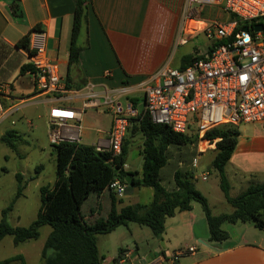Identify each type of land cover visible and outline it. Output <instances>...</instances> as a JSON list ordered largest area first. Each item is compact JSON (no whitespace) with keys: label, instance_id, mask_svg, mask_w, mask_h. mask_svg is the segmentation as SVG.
<instances>
[{"label":"crops","instance_id":"obj_1","mask_svg":"<svg viewBox=\"0 0 264 264\" xmlns=\"http://www.w3.org/2000/svg\"><path fill=\"white\" fill-rule=\"evenodd\" d=\"M9 2L10 0H0V82L9 84L10 93L16 99L37 97L40 103L45 104L43 115L46 118L49 107H79L86 94L85 86L88 83L99 99L103 92L110 95L115 102L119 103L122 112L127 105L133 106L138 111L142 110L143 87L149 81L148 76L164 62L181 68V56L189 53L181 54L179 59L175 60L173 45L176 41L185 42L187 36L195 33V31L179 28L184 0H84L86 18L76 38V42L81 45L78 62L68 65L67 52L74 1L15 0L20 15H13L10 12ZM34 26L38 29L31 30L30 33L40 29L45 33V53L48 59L56 64L64 86L61 91L36 92L33 67L31 70L19 72V66L22 63H30L29 54L26 50L16 47L14 42ZM29 42L30 38L28 46ZM209 44L203 52H194L190 55L204 56ZM15 72L30 73L33 86L30 94H23L21 89L16 91L13 84L9 82L10 76ZM96 107L104 108L107 124L103 128L96 129L105 134V139L99 141L100 138L97 137L91 145L98 144L103 147L107 142V131L113 112L109 106L101 102ZM244 123H252L253 135L243 136L237 128L239 133L235 146L224 164V172L227 164L231 168L249 172L254 170L256 161L263 159L264 162V137L261 123ZM235 125L237 127V124ZM6 131L14 132L11 128ZM74 132V130L71 131V133ZM178 146L180 144L173 143L166 146V160L158 169L160 183L168 191L176 188L172 177L175 169L192 173L191 168L190 170L184 168L181 162L184 151L177 149ZM189 146L191 149L187 150L188 153L195 151L197 156L205 151L200 149V143L198 145L196 141L190 142ZM140 148L141 145H138L139 154ZM208 148L213 151V157V146ZM189 165L193 167L195 162ZM123 168L135 170L136 177L140 175V169H132L125 165V158ZM202 175L203 173L201 178ZM204 178L205 176L202 179ZM104 184L95 190L94 196L97 201L101 197L108 199L106 195L108 191ZM151 194L150 186H125L124 192L119 196L116 195V208L127 203H147ZM141 195H144V200L137 201V197ZM122 197L128 201L118 205ZM196 204L191 201L189 209L176 210L172 215L166 216L163 232L155 237L156 242L146 252L138 253L136 242L133 247H127V244L122 247L118 244L117 248L115 247L117 249L115 254L111 253L108 256L100 254L99 264L150 262L154 264H264V229L257 228L247 221H224L227 225L222 226L223 223H221L220 226L226 231V237L218 241L209 240L203 211L200 205ZM196 223L199 227L197 231L194 230ZM176 235H178L177 240L170 244L172 237ZM166 245L173 248L193 245L194 250L171 259L169 258L171 254L164 249Z\"/></svg>","mask_w":264,"mask_h":264},{"label":"trees","instance_id":"obj_2","mask_svg":"<svg viewBox=\"0 0 264 264\" xmlns=\"http://www.w3.org/2000/svg\"><path fill=\"white\" fill-rule=\"evenodd\" d=\"M74 9L69 33L67 64L78 62V52L81 45L76 42L80 27L86 18V4L84 0H73ZM10 12L13 15H20L15 0L8 3ZM231 17V15H229ZM38 29L32 27L22 34L14 45L31 53L28 46L29 33ZM86 44V42H85ZM209 50V47H208ZM207 50V52H208ZM202 54H185L180 58V67ZM31 70L30 63H22L19 72ZM131 134L138 131L142 136L140 155L142 158L140 175L134 176L135 170L130 171L123 168L126 145L128 140H122L119 153L112 155L105 149H96L94 145L64 139L56 144H52L55 152L62 156L63 166L56 171L60 180L66 185L68 207L63 214H50L42 210L50 200V195H46V187L41 186L40 205L35 217L26 226L12 225L5 219L6 212L11 208L12 201L0 210V239L2 236L11 235L14 243L35 238L38 235V227L48 224L50 230L46 234L40 248L42 264H99L101 256L96 246L95 235L97 233L108 232L115 226L134 221L150 228L153 235H160L164 229V218L172 215L176 210L189 209L191 201H197L203 211L208 239L218 241L226 237L227 233L220 227L223 221H247L257 228L264 229V182L248 184L245 189L236 196L228 194V181L224 173V164L228 160L236 143L238 130L235 124H221L211 127L203 132L202 138L213 142L214 155L211 165L217 170L219 175V186L227 202L232 206V210L227 213L217 215L210 214L206 199L203 194L194 187L193 174L189 171L175 169L173 180L176 185L174 190H166L160 183L158 169L166 160L165 150L169 143L184 144L191 142L192 137L186 132H176L169 126L162 123L152 122L148 115L140 112L135 118H130ZM10 134L11 131H6ZM5 134V135H6ZM67 172V173H65ZM72 174L77 178V186L72 185ZM129 174V184L124 181V175ZM17 188L15 196L21 192L20 173H16ZM112 178H118L130 186H150L152 189L151 198L147 203H127L116 208V195L108 186ZM105 180V184L101 183ZM104 184L108 191V210L104 216L97 217V207L90 208L96 214L93 222L85 221L84 215L80 211L82 201L89 194L91 189H97ZM55 187L49 189L54 192ZM52 196L54 194L52 193ZM104 198V197H103ZM13 200V199H12ZM18 259L20 264H25L22 255L15 254L0 259V264H11Z\"/></svg>","mask_w":264,"mask_h":264},{"label":"built area","instance_id":"obj_3","mask_svg":"<svg viewBox=\"0 0 264 264\" xmlns=\"http://www.w3.org/2000/svg\"><path fill=\"white\" fill-rule=\"evenodd\" d=\"M191 3L220 4L231 17L225 21L209 20L207 24L193 14L200 9L192 10ZM257 24L261 26L255 28ZM179 28L201 30L210 39L208 52L181 68L162 63L148 76L140 111L127 105L122 112L119 103L110 95L103 92L99 99L88 83L79 107H49L48 142L56 144L64 139L79 142L82 112L87 107L98 106L100 102L110 107L113 116L105 146L97 144L95 148L105 149L112 155L120 151L129 118L140 112L146 113L152 122L166 124L176 132H186L192 124L203 140L201 133L211 127L241 122L261 123L264 137V0H184ZM29 38V62L34 69L35 91H61L64 86L56 64L45 53L44 31L29 33ZM25 100L13 97L9 84L0 82V120ZM72 129L74 133H71ZM108 186L119 196L126 183L112 178ZM193 250V245H187L170 256L176 259Z\"/></svg>","mask_w":264,"mask_h":264},{"label":"rangeland","instance_id":"obj_4","mask_svg":"<svg viewBox=\"0 0 264 264\" xmlns=\"http://www.w3.org/2000/svg\"><path fill=\"white\" fill-rule=\"evenodd\" d=\"M190 7L193 8L192 10L199 8V12L195 13L193 11V14L204 19L208 22L207 24H209V20L225 21L229 18V15L222 10L220 4L191 3ZM209 43L210 39H207L201 30H197L192 35L187 36L185 42L176 41L174 43L175 60H178L181 54L203 52ZM9 82L13 84L16 91L21 89L23 94H30L33 90L31 75L28 72H15L10 76ZM24 99L26 100L19 104L12 111V114L0 120V210L12 201L11 208L5 214V219L12 225L21 226H26L34 219L40 205L41 186L46 187L45 193L46 195L48 193L51 197L48 204L43 206V211L50 214H63L68 207L67 185L63 180H60L56 173L63 166L62 156L55 152L53 145L48 142L46 136L49 123L46 116L43 115L45 104L40 103L37 97H26ZM81 124L82 128L79 132L81 143L93 144L97 137L100 138L99 141L105 139V134L96 130L97 128L105 127L107 124V114L104 108H85L82 112ZM132 124L133 122L129 120L124 134V139L128 140L125 152V165L132 169H140L141 155L137 151V146L141 145L142 136L138 131L130 136ZM8 128L13 129L14 132L12 133L11 131L9 135L6 134L5 130ZM237 128L243 136L251 137L253 135L252 123L241 122L237 124ZM186 134L192 137V141H196L198 145L200 143V149H205L202 154L197 156L195 151L188 153L187 150L191 149L189 148L190 142L180 144L179 148H177L184 151L183 155L180 154L182 155L181 162L185 166L184 168H189V170L191 168L194 187L204 195L210 214L217 215L230 212L232 206L226 201L219 186L218 172L210 163L213 151L208 147H212L213 142L200 139L192 124ZM131 138L132 140L130 141ZM192 162H195V165L190 167L189 164ZM16 173H20V184L22 185L21 192L17 196H15L18 183ZM201 173L205 176L204 179L200 177ZM224 173L229 185L228 194L236 196L248 184L264 182V162L263 159H259L255 162L254 170L249 172H242L240 169L231 168L227 164L225 165ZM71 177H75V175L72 174ZM71 181L73 186H77L76 177L72 178ZM104 182L105 180H102L101 183ZM53 187H55L54 192H49V189ZM52 193L54 196H52ZM94 194L95 189L93 188L80 206V211L87 222H93L95 218L104 216L108 210L109 203L103 197L99 201L95 200ZM114 196L116 197V195ZM136 200L142 202L144 195L137 197ZM127 201L125 197H122V201L118 205ZM98 202L100 208L96 212V217V214H92L90 208L94 209L97 207ZM194 202L197 203L196 205H200L197 201ZM222 223V226L227 225V222L223 221ZM198 229L199 227L196 223L194 230L197 231ZM49 230L50 226L48 224H42L38 227L37 237L17 243L12 241L9 234L2 236L0 239V259L20 254L25 264H42L40 248ZM155 237L156 235H153L148 226L134 221H128L126 224L115 226L108 232L95 235L99 254L106 256L111 253L115 254L118 244L122 247L125 244H127V247H133L134 242H136L138 247V253H144L149 248H152L156 242ZM177 238L178 235L172 237L170 244H173ZM156 239L159 241V237ZM178 248L166 245L164 249L171 254ZM11 264H20V262L16 259Z\"/></svg>","mask_w":264,"mask_h":264},{"label":"water","instance_id":"obj_5","mask_svg":"<svg viewBox=\"0 0 264 264\" xmlns=\"http://www.w3.org/2000/svg\"><path fill=\"white\" fill-rule=\"evenodd\" d=\"M260 26H261L260 24H257L255 26V28H259ZM243 28H245V27H243ZM129 180H130V175L129 174H125L124 175V181L129 184L130 183Z\"/></svg>","mask_w":264,"mask_h":264}]
</instances>
